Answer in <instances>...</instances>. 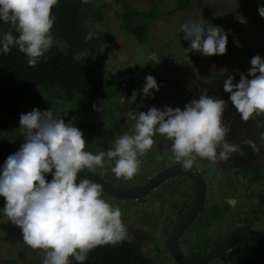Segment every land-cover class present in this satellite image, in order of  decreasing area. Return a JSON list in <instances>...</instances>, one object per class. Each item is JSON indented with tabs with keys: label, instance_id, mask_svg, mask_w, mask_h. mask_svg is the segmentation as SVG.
<instances>
[{
	"label": "rangeland",
	"instance_id": "obj_1",
	"mask_svg": "<svg viewBox=\"0 0 264 264\" xmlns=\"http://www.w3.org/2000/svg\"><path fill=\"white\" fill-rule=\"evenodd\" d=\"M188 1L187 6L175 9V0H87V3L80 0L84 15L88 17L86 23L89 33L95 38L91 40L94 52L89 53L93 56L91 60L94 59L92 64L97 74L107 81L110 89L112 88L109 91L110 96H103L100 100L101 109H95L93 106L91 112L84 110L67 114L68 118L70 114L72 115L73 121L82 118L84 125L78 127L87 141L86 151L93 154L106 151L108 147L114 145L119 135L130 133L133 125L125 116L137 105H140L138 111H147L152 106L161 110L166 105L173 108L174 102L183 93L188 100L198 98L201 89L219 86L229 75L235 77L234 83L239 82L240 73L247 74L251 67L250 59L254 55L259 54L264 58V18L257 10L258 6H264V0ZM130 12L133 14L131 20H128L129 25L126 17ZM201 18L208 25L219 26L228 33L226 54L204 56L191 50L190 41L183 39L184 33L181 32L180 25ZM142 23H146L147 29L140 32L137 26ZM9 28H12V25L0 22V36ZM86 53L84 54L89 55ZM153 53L160 58L158 64L149 61V56ZM126 69L132 72V82L123 88L114 87L119 85L116 78ZM148 74L153 75L161 87L154 96L143 97L139 90L142 89L145 76ZM167 75L171 76L170 85L163 80ZM134 90L138 91L136 103L129 104L126 98V102L121 104V95L130 97ZM211 95L219 96L228 102L224 118L225 123L230 126L229 141L239 144L238 136L236 138L232 136L235 135L234 130L240 129L245 141L253 140L260 149L258 152L253 151L247 145L246 153H251L253 158V154L260 152L264 158V114L244 122L226 95L220 96L215 94V91ZM55 115L62 114L55 111ZM24 142L19 130L0 134V170L6 158L15 153ZM164 142L162 149L154 144L152 150L141 158V169L136 179L142 180L138 183L166 164L175 161L167 157L163 160L156 159L157 154H163L166 150L170 152L169 141ZM197 163L204 168L203 172L206 174L207 197L203 208L179 238L181 250L186 254H196L194 247L200 248L205 245L206 242L198 243L203 236L202 232L205 231V223V232H208L206 235L210 237L207 240L209 242L214 238L224 237V232L238 222H250L264 237L263 179L260 178L257 185L254 175L253 180L247 181L245 178L239 179L243 172L236 173L235 177L228 172L233 180V183H228L227 174L205 161L198 160ZM106 167L109 169L107 173L99 167L93 172L114 181L117 185H131V180L117 178L111 172V165L106 164ZM207 175L215 180V188H212ZM46 178L49 181L52 179L50 174ZM231 184L236 186L231 187ZM159 188L160 192L156 193L154 190L147 197L137 200H121L103 192L102 198L121 209L122 220L127 225V239L139 254L150 258L151 264H177L170 260L167 240L179 215L191 202L192 183L187 177L176 175L162 183ZM183 188L189 190V194L184 195ZM213 192L216 193L217 202L221 204L220 211L218 207H212L213 203L209 201L213 197ZM154 195L158 196L162 204L158 207L157 214V207L152 202ZM228 197L237 198L235 204L237 215L230 218L231 222L226 219L229 217V210L232 209L230 203L226 201ZM4 203L5 199L0 198V264H43L42 251L26 245L21 230L10 221H6L2 214ZM187 242L188 246L185 245ZM225 257L226 259L222 256L217 257L213 259L216 261L206 264H248L249 261L240 251H231ZM75 263L72 260V264Z\"/></svg>",
	"mask_w": 264,
	"mask_h": 264
},
{
	"label": "clouds",
	"instance_id": "obj_2",
	"mask_svg": "<svg viewBox=\"0 0 264 264\" xmlns=\"http://www.w3.org/2000/svg\"><path fill=\"white\" fill-rule=\"evenodd\" d=\"M58 4L59 0H0V22L12 25L18 33L13 35L10 29L0 36V53L8 54L17 47L30 67L46 60L54 44L56 16L52 10ZM257 10L264 18V6ZM180 29L191 50L204 56L226 54L228 33L223 28L201 18L181 24ZM149 61L158 64L160 58L153 53ZM250 64L247 74L240 73L239 82L234 83L232 75L223 82L231 105L244 122L264 114V58L254 55ZM160 87L148 74L139 91L143 97L154 96ZM137 95V90L130 97L121 95L120 103L127 98V103L135 104ZM139 107L125 116L132 122V131L119 135L114 146L98 154L86 151L82 130L51 108L37 107L20 115L18 130L25 142L0 170V196L5 199L2 214L21 230L26 245L42 251L43 264H72V260L85 264L98 246L127 239L121 209L102 198L100 183L79 175L85 170L92 173L99 167L107 173L109 164L117 178L132 180L141 169V158L156 144V135L171 142L170 152L157 154L156 159L175 160L186 171H197L198 160L215 167L234 153L243 155L242 146L228 140L230 126L224 118L228 102L209 95L207 89L183 109L166 105L163 110L152 106L138 111ZM245 143L253 151L260 150L251 139Z\"/></svg>",
	"mask_w": 264,
	"mask_h": 264
},
{
	"label": "trees",
	"instance_id": "obj_3",
	"mask_svg": "<svg viewBox=\"0 0 264 264\" xmlns=\"http://www.w3.org/2000/svg\"><path fill=\"white\" fill-rule=\"evenodd\" d=\"M188 4V0H175V9ZM82 7L80 0H59L58 6L52 10L56 16L54 44L46 53L47 59L42 58L34 67L28 65L27 56L17 47H12L8 54L0 53L1 135L18 130L20 115L37 107L41 110L51 108L54 114L55 111L62 114L66 122L82 127V118L73 121L72 115L68 118L67 114L84 110L91 112L94 105L95 109H101L100 100L103 96H110L112 88L97 74L92 64L94 59L91 60L93 56L89 53L94 52L91 40L95 38L89 33L88 17ZM132 14L130 12L126 17L128 24ZM137 28L140 32L146 31V23ZM10 29L13 35H18L13 26L7 31ZM116 79L119 85L114 87H126L132 82L131 70H124ZM246 161L254 178H264V163H255L251 157ZM149 259L139 254L126 239L116 245L98 246L89 254L85 264H151Z\"/></svg>",
	"mask_w": 264,
	"mask_h": 264
},
{
	"label": "water",
	"instance_id": "obj_4",
	"mask_svg": "<svg viewBox=\"0 0 264 264\" xmlns=\"http://www.w3.org/2000/svg\"><path fill=\"white\" fill-rule=\"evenodd\" d=\"M79 175L86 176L94 182L100 183L103 186V193L122 200H137L143 196H148L149 192L153 191L167 179L176 175L185 176L193 185L194 196L190 207L174 225L168 236L167 250L170 258L177 264H204L224 254L235 244L245 241L250 243L255 250L257 258L256 264H264V240L257 231L245 225L235 226L218 244L197 255L190 256L180 249L179 237L197 216L206 195V181L199 170L186 171L175 161L160 168L147 177L145 181L128 187L112 184L105 178L96 175L94 172H87V170Z\"/></svg>",
	"mask_w": 264,
	"mask_h": 264
},
{
	"label": "flooded vegetation",
	"instance_id": "obj_5",
	"mask_svg": "<svg viewBox=\"0 0 264 264\" xmlns=\"http://www.w3.org/2000/svg\"><path fill=\"white\" fill-rule=\"evenodd\" d=\"M170 77L171 76H169V75H167L166 76V78H163V80H165L169 85L171 84V81H169L170 80ZM202 87V86H201ZM217 87V88H216ZM202 90H204V88L203 89H201L200 90V93L198 94V96L197 97H199V95L201 94V92H202ZM208 90V94L209 95H211L212 94V92H214L215 91V94H218V95H226V97H228L229 98V93H227V92H225L224 91V89H223V83H221V85H219V86H215V87H211V88H209V89H207ZM184 94V93H183ZM182 94V95H183ZM181 95V97L177 100V101H175L174 102V106H173V108H176V107H181L182 109H183V107L185 106V104H187L188 102H190L191 100H190V98H189V100H188V98L185 96V94H184V96H182ZM177 103H178V105H177ZM177 105V106H176ZM233 133H235V135H233L232 137H237V140H238V142H239V144L242 146V149H243V155H240L239 153H234L227 161H223V162H220V163H218L215 167H213V168H217L218 170H220L221 172H223L224 174H227L228 175V172H230L231 173V175L233 176V177H235V174L236 173H242L243 172V175H240L239 176V179L240 180H243V178H245V179H247V181L249 180L250 181V179H252L253 180V175H251L249 172V169L247 168V164H246V160L245 159H247V158H250L251 156H252V154L251 153H248V154H250V156L246 153L247 152V144L245 143V139L243 138V135H242V133H241V130L240 129H237V130H234L233 131ZM230 139V137L228 138V140ZM154 140L156 141V144L157 145H159L160 146V148L162 149V147H163V143H165L164 141H166L163 137H161L160 135L156 138V137H154ZM171 142L169 141V144H170ZM114 146V145H113ZM105 148H107V147H105ZM262 154L259 152V154H253V158H254V160H253V162H255V163H261V164H263L264 163V158L261 156ZM246 156V157H245ZM203 161H205V162H207L206 160H203ZM173 162H175V161H173ZM170 163H172V162H170ZM208 163V162H207ZM169 164V163H168ZM167 165V164H166ZM202 166H200L199 167V172L203 175V177L205 178V172H203V170H204V168L202 167ZM96 175H98L97 173H95ZM140 174V173H139ZM153 174V173H152ZM208 174V173H207ZM138 175V174H137ZM137 175H136V177L135 178H133L130 182H131V185L130 186H134V185H136V184H139L138 182L140 181V180H142L141 178H139V179H136L137 178ZM245 175H249V176H245ZM98 176H101L102 178H105L106 180H108L109 182H111L112 184H115V185H117L116 183H114V181H110L109 179H107L106 177H104V176H102V175H98ZM180 176V175H179ZM208 176V180L211 182V184H212V188L214 187L215 188V180L210 176V175H207ZM232 176H227L228 177V183H231V178H232ZM227 177H225V179H227ZM143 178H144V176H143ZM173 178V177H172ZM182 178H184V176H182ZM136 179V180H135ZM255 179V178H254ZM263 179V181H264V178H262ZM146 180V179H145ZM145 180H143V181H145ZM168 180V179H167ZM166 180V181H167ZM180 180V179H179ZM206 181V180H205ZM246 181V182H247ZM260 181V178H256V184L258 185V183L257 182H259ZM164 183V182H163ZM119 186H123L122 184H118ZM262 185L264 186V182L262 183ZM161 186V184L158 186V187H156L154 190H156V193H158V192H160V187ZM231 187H235L236 185H233V184H231L230 185ZM125 187H128V186H125ZM192 188H193V185H192ZM153 190V191H154ZM183 190H184V195H187V194H189L188 193V191H187V189H185V188H183ZM192 191V190H191ZM152 192V191H151ZM151 192H149L148 194H150ZM206 192H207V185H206ZM192 193H193V195H192V199H191V202H190V204H189V206L187 207V209L190 207V205H191V203H192V200H193V196H194V188H193V191H192ZM215 195H216V193H212V198H210V202H212L213 203V205H212V207L213 206H215L216 208L218 207V211H220V209H221V204L219 205V203L217 202V200L218 199H216L215 198ZM143 197H147V196H143ZM143 197H141V199L143 198ZM206 197H207V193H206V195H205V199H206ZM0 198H2V199H4V197H2V196H0ZM205 199H204V201H205ZM122 200V199H121ZM156 201H158L159 203H160V205L158 204V207L159 206H162V204H161V200H159L158 199V196L157 195H154V197H153V199H152V202L154 203V205L156 206ZM227 202H229L230 203V205H231V210H229V217L228 218H226L227 219V221L228 222H231L230 220V218L231 217H233V216H235V215H237V212L235 211V204H236V202H237V198L236 197H228V199L226 200ZM216 203V204H215ZM223 206L225 205V204H222ZM157 207V206H156ZM203 208V205H202V207H201V209ZM187 209L183 212V214L187 211ZM200 209V210H201ZM199 210V211H200ZM158 211H159V209H158ZM158 211L156 212V214L158 213ZM222 212V211H221ZM199 213V212H198ZM182 214V215H183ZM182 215L180 216L179 215V219L182 217ZM221 215H222V213H221ZM221 218V217H220ZM178 219V220H179ZM178 222V221H177ZM176 222V223H177ZM175 223V224H176ZM174 224V225H175ZM173 225V226H174ZM237 225H245V226H249V227H251V228H253L255 231H257V229L255 228V227H253V225L252 224H250V222H246V223H242V222H238V223H236L234 226H232V227H230V229H228V231L227 232H224L225 234V236L224 237H222V238H214V240L213 241H211V242H209V241H207L208 240V238H210L209 236H207L206 234H208V232H205L206 231V223H205V225H204V232H202V235L203 236H201V238H200V240H198V243H205V245H203L202 247H200V248H198L199 246H197V247H194V249H196V251H197V253L196 254H188V255H190V256H194V255H197V254H199V253H202V252H205L206 250H208V249H210L211 247H213V246H215L216 244H218L223 238H225L228 234H229V232H230V230L232 229V228H234L235 226H237ZM187 229V228H186ZM185 229V230H186ZM184 230V231H185ZM258 232V231H257ZM260 235H261V233L260 232H258ZM183 234V233H182ZM182 234H181V236H182ZM181 236L179 237V238H181ZM261 237L263 238V240H264V237L261 235ZM179 241V240H178ZM209 242V243H208ZM186 246H188V242L185 244ZM236 245H239V247H236ZM180 247V246H179ZM190 248V247H189ZM181 249V248H180ZM201 249H204V250H201ZM231 251H240V252H243L244 253V255H246V257L248 258V264H256V262H257V258H256V253H255V250H254V248L251 246V244L250 243H248V242H241V243H237V244H235L230 250H228L227 252H225L224 254H221L220 256H222V258H225L226 259V255H227V253H229V252H231ZM185 253V252H184ZM186 254V253H185ZM169 255V254H168ZM220 256H218V257H220ZM217 258V257H216ZM215 259V258H214ZM171 261H173L172 259H170ZM221 260H223V259H221ZM212 261H216V260H212ZM174 262V261H173ZM176 263V262H175ZM208 263V262H207ZM204 264H206V263H204Z\"/></svg>",
	"mask_w": 264,
	"mask_h": 264
},
{
	"label": "crops",
	"instance_id": "obj_6",
	"mask_svg": "<svg viewBox=\"0 0 264 264\" xmlns=\"http://www.w3.org/2000/svg\"><path fill=\"white\" fill-rule=\"evenodd\" d=\"M258 178H262V177H258ZM231 182L233 183V180H231ZM158 204L160 205V203L158 201H156L157 211H158Z\"/></svg>",
	"mask_w": 264,
	"mask_h": 264
}]
</instances>
